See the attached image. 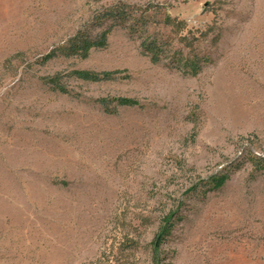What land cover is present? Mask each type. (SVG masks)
Returning <instances> with one entry per match:
<instances>
[{"label": "rangeland", "instance_id": "1", "mask_svg": "<svg viewBox=\"0 0 264 264\" xmlns=\"http://www.w3.org/2000/svg\"><path fill=\"white\" fill-rule=\"evenodd\" d=\"M119 2L161 6L182 25L156 33L209 63L154 65L122 29L88 59L43 62ZM73 70L120 73L65 79L69 95L41 80ZM250 155L264 159V0H0V264H264Z\"/></svg>", "mask_w": 264, "mask_h": 264}, {"label": "trees", "instance_id": "2", "mask_svg": "<svg viewBox=\"0 0 264 264\" xmlns=\"http://www.w3.org/2000/svg\"><path fill=\"white\" fill-rule=\"evenodd\" d=\"M162 8L159 5L147 4L144 6L132 5L119 2L103 11L96 13L89 23L80 28L74 35L64 43L52 49L44 58L47 63L59 58L64 59H88L92 52L106 50L109 46V37L115 29L125 30L129 38L139 43L142 56L147 57L154 65L163 64L171 70L178 71L184 76L195 77L199 75L204 66L209 63L207 57L199 58L184 57L181 51L173 48V43L166 37L156 33L155 27L163 24L171 29L179 28L182 22L164 14L162 19ZM119 71L97 73L86 70H73L69 73H57L53 76L41 78L50 90L61 94L69 95L70 91L64 84V80H77L88 83H100L112 81L119 74ZM98 103L106 113H114L110 105L117 107H136L139 102L128 98H103ZM254 166L256 171L264 172V159L250 155L246 159ZM239 168V167H238ZM230 178V173L216 176L209 182L210 190L222 188ZM173 214L164 218L160 233L152 242L154 259L158 262L159 252L165 242L166 236L173 229L171 222Z\"/></svg>", "mask_w": 264, "mask_h": 264}]
</instances>
